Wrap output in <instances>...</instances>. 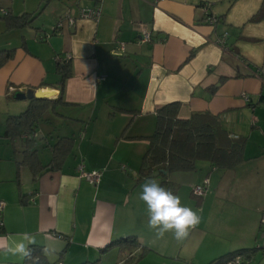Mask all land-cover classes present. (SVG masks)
I'll return each mask as SVG.
<instances>
[{
	"label": "crops",
	"instance_id": "0c3cea01",
	"mask_svg": "<svg viewBox=\"0 0 264 264\" xmlns=\"http://www.w3.org/2000/svg\"><path fill=\"white\" fill-rule=\"evenodd\" d=\"M202 2L210 3L211 13L219 17L216 25L203 22ZM261 3L0 0L9 15H33L22 28L9 27L0 16V49L15 50L0 67V235L28 231L36 236V246L52 249L46 258L63 251L61 264L96 259L121 264L126 251L101 249L130 235L149 249L136 264H207L241 248H255L250 264H264V19L249 20ZM95 6L101 11L96 21L80 18L81 8ZM67 12L76 19L74 26L64 23L60 32H52ZM143 30L150 32V42H139ZM224 32L225 47L217 43ZM65 54L70 55L62 93L67 104L59 106L65 118L47 111L35 136L50 133L52 142L60 135L73 136L69 133L78 125L82 134L60 170H44L33 179L27 166L16 163L21 142L12 146L4 137L7 115L20 113L29 102L7 94L38 88L56 98L60 76L55 58ZM41 82L47 86L39 88ZM174 101L180 104V117L207 111L218 115L230 134L247 139L245 160L233 169L208 170L203 163L195 171L166 177L179 185L176 195L182 204L199 210L202 217L182 243L170 233L156 238L139 199L146 179L160 183L164 175L136 180L148 141L134 137L152 133L156 109ZM53 117L75 126L67 124L62 134L53 135L48 130ZM37 155L44 165L50 159L42 161L38 149ZM80 164L86 172H99V182L81 177ZM17 178L27 204L20 203ZM205 179L204 194L194 196L192 188ZM21 262L0 252V264Z\"/></svg>",
	"mask_w": 264,
	"mask_h": 264
},
{
	"label": "trees",
	"instance_id": "16d2710c",
	"mask_svg": "<svg viewBox=\"0 0 264 264\" xmlns=\"http://www.w3.org/2000/svg\"><path fill=\"white\" fill-rule=\"evenodd\" d=\"M203 3L205 2L200 3L199 6ZM0 16L7 19L9 27L16 28H22L33 20V15L30 14L12 16L7 12L3 15L0 14ZM61 18H63V15L58 20ZM260 19H264V0H262L261 6L256 13L249 18L250 21ZM56 31L52 29V32ZM47 34L49 35V33ZM14 51V48L0 49V67L13 57ZM56 71L60 76L56 84V88L59 90L56 98L33 97L28 100L29 104L23 111L18 114L7 115L5 121L4 137L9 140L12 146H14L16 140L21 142V158L16 163L18 166H27L31 170L33 179H36L44 170H60L67 158L72 154L75 145L73 136L60 135L51 142V135L47 133L46 136L40 137L39 140H43V146L49 149L50 159L44 165L37 155L36 145L38 140L35 139V133L38 123L45 120L44 114L50 111L58 117L65 118L59 110V106L67 104L63 101L62 93L65 79L70 75L69 59L57 61ZM260 76L264 78V73H261ZM45 86L47 84L41 82L39 88H44ZM15 91L9 92L7 98L12 99ZM179 106V102L174 101L158 107L155 111V125L152 133L146 136L134 137L144 138L148 141L136 180L147 178L151 173L160 171V174L165 177L160 184L170 189L174 194H176L179 185L166 179L170 173L195 171L203 163L207 165L208 170L212 168L220 171L233 169L245 160L243 152L247 140L244 136L230 134L222 126L218 115L203 111L192 113L189 117L183 118L178 115ZM125 131L126 129L121 133L120 137H124ZM17 183L20 203L27 204L26 195L21 193L18 178ZM2 228H0V231ZM30 247L32 248L33 258L22 260L21 263L15 264H52L43 253L42 246L31 245ZM111 248H119L126 251V258L121 264H136L149 253V249L142 245L134 235L112 240L101 251L106 252ZM255 250V248H241L230 251L212 259L207 264H223L236 255H240L244 260L250 261L254 256ZM61 255H59L58 264H61ZM80 264L101 263L99 259H96Z\"/></svg>",
	"mask_w": 264,
	"mask_h": 264
},
{
	"label": "clouds",
	"instance_id": "9594fccd",
	"mask_svg": "<svg viewBox=\"0 0 264 264\" xmlns=\"http://www.w3.org/2000/svg\"><path fill=\"white\" fill-rule=\"evenodd\" d=\"M41 135L37 133L35 139L39 140ZM139 199L146 205L147 227L155 233L157 239L170 233L178 243H182L201 223L199 210L184 206L179 195L153 178L146 179L141 185ZM35 244L36 236L28 231L0 235V252L19 257L23 261L33 258L30 246ZM42 251L47 255L52 249L45 246Z\"/></svg>",
	"mask_w": 264,
	"mask_h": 264
},
{
	"label": "built area",
	"instance_id": "2783aa9c",
	"mask_svg": "<svg viewBox=\"0 0 264 264\" xmlns=\"http://www.w3.org/2000/svg\"><path fill=\"white\" fill-rule=\"evenodd\" d=\"M201 9L203 12V22L209 26H214L219 22V18L211 13L210 11V3L205 2L203 4H201ZM79 16L82 19H91L93 21H96L100 14V7L99 6H95L93 8H81L79 11ZM7 10L4 8L0 7V14H6ZM76 19L74 17H72L70 15L69 12L65 13L63 15V18H61L60 20H58L57 24L52 28L53 30H57V31H61L64 23H66L69 27L74 26ZM49 35L46 34V37H48ZM227 36V33L224 32L221 36H219L217 38V43H219L220 45H222L223 47L226 46L225 43V38ZM45 37H38V40H42ZM151 41V36H150V32L147 30H143L141 31L140 35H139V42L145 43V42H150ZM121 48H123V45H121ZM70 55L69 54H65L63 55V57L61 56H56V61H60L62 59H69ZM243 98L248 101V95L243 93ZM122 168H124V165L121 166ZM78 172L80 174L81 177H83L85 180L91 182V183H98L100 180V173L99 172H86L83 169V165L80 164L78 166ZM203 184H199V185H195L192 188V193L195 196H201L203 195L204 191H205V186L207 185V179L203 180L202 182ZM4 209V202L0 199V228L3 227V221L1 218L2 215V211ZM260 223H261V227L264 228V214H262V217L260 219ZM187 264H192V263H187ZM223 264H250V261L248 260H244L242 258V256L240 255H236L235 257H233L232 259H229L227 261H225Z\"/></svg>",
	"mask_w": 264,
	"mask_h": 264
},
{
	"label": "rangeland",
	"instance_id": "374dc122",
	"mask_svg": "<svg viewBox=\"0 0 264 264\" xmlns=\"http://www.w3.org/2000/svg\"><path fill=\"white\" fill-rule=\"evenodd\" d=\"M52 124L51 127H48V130L50 131H54L53 135L55 134H62L63 131L66 129L67 124L69 126H75L74 124H70L69 122L66 121H59V119L57 117H53L51 119ZM81 129V130H80ZM82 127L81 125H78L77 127H74V129L72 131H70L69 134L73 135L75 137V139L77 140V143L79 141V134H82ZM43 130V129H41ZM81 131V132H80ZM45 136V134L42 133V135L40 137ZM38 151H39V157L42 161H46V159H48L50 157V152L46 149L42 147V140H38ZM47 260L52 263V264H58L59 263V256H48ZM60 261L62 262V259H60Z\"/></svg>",
	"mask_w": 264,
	"mask_h": 264
},
{
	"label": "water",
	"instance_id": "95a60500",
	"mask_svg": "<svg viewBox=\"0 0 264 264\" xmlns=\"http://www.w3.org/2000/svg\"><path fill=\"white\" fill-rule=\"evenodd\" d=\"M53 94L47 95L45 93H42L41 90H34V89L30 88V89H27V90H16L14 92V94H13V98L15 100H30L33 97L34 98H42V97H44V98H51ZM159 174H160V171H155V172L151 173L150 176L151 177L152 176H157Z\"/></svg>",
	"mask_w": 264,
	"mask_h": 264
}]
</instances>
